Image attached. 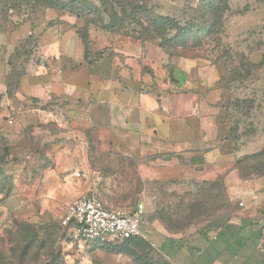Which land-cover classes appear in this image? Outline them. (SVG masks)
<instances>
[{"label": "rangeland", "instance_id": "obj_1", "mask_svg": "<svg viewBox=\"0 0 264 264\" xmlns=\"http://www.w3.org/2000/svg\"><path fill=\"white\" fill-rule=\"evenodd\" d=\"M199 4L152 0L159 14L183 23ZM55 5L0 0V64L10 67L8 89L0 97V264H173L161 253L174 260L176 249L163 247L160 238H179L228 213L230 192L217 182L194 196L164 179L169 175L158 167L172 157L143 153L144 145L150 146L145 131L136 125L124 129L108 100L117 101L125 91L169 101L195 92L211 105L217 130L208 150L201 147L202 160L225 168L220 179L233 171L241 179L264 178V0H229L219 34L172 59L157 43L104 32ZM26 24L31 36L14 42L12 33ZM86 30L87 46L81 39ZM172 65L179 69L176 81L180 70L186 72L184 88L170 77ZM89 67L102 79L79 104L67 88L87 89ZM48 70L62 73L65 94L53 89L47 101L39 89L34 96L22 95L28 71ZM49 81L41 76L35 84ZM77 110L86 115L74 114ZM92 194L109 207L143 208L144 237L77 240L62 221L73 201Z\"/></svg>", "mask_w": 264, "mask_h": 264}, {"label": "crops", "instance_id": "obj_2", "mask_svg": "<svg viewBox=\"0 0 264 264\" xmlns=\"http://www.w3.org/2000/svg\"><path fill=\"white\" fill-rule=\"evenodd\" d=\"M31 34V27L26 24L15 30L11 38L14 42H22L28 40ZM59 43L58 41L57 46ZM166 64L171 65L169 62ZM9 68L8 64H0V97L8 89ZM178 70L172 65L170 77L176 82V87L184 88L187 86V74L180 70L182 78L177 77L176 81L174 74ZM88 73L87 89L76 85L67 88L79 104L85 93L91 94V89L95 90L98 77L102 79L91 67ZM41 76L50 78L49 83L36 85L35 81ZM216 84L214 82L213 87ZM37 89L42 92L41 98L46 101L51 99L53 89L57 90L56 93L60 91L65 94L62 73L48 70L33 75L28 71L22 78L20 92L22 95L34 96ZM108 104L111 115L120 116V120L124 122V129L129 130L131 125H136L145 131L146 142L150 146L144 145L143 153H158L159 156L168 154L169 158L172 157L170 164L158 167L167 172L169 176L163 178L170 180L172 185L188 187L185 189L186 193L196 196L208 186L221 182L230 192L231 205L228 213L220 214L218 218L199 228L192 226L179 238H160L163 247L167 243L175 247L174 260L165 252L160 253L173 264H264V178L241 179L233 171L220 179L219 175L224 173L225 168L216 161L202 160L201 147L205 146L208 150V144L217 138L214 118L211 117L213 109L209 102L195 92L169 101L139 94L133 97L125 91L117 101L108 100ZM8 105H13V102L8 100ZM80 111L77 110L74 114L86 115V112L79 113ZM91 113V110L87 112L90 116ZM192 121H195V127ZM238 203L242 206L238 207Z\"/></svg>", "mask_w": 264, "mask_h": 264}, {"label": "trees", "instance_id": "obj_3", "mask_svg": "<svg viewBox=\"0 0 264 264\" xmlns=\"http://www.w3.org/2000/svg\"><path fill=\"white\" fill-rule=\"evenodd\" d=\"M199 1L196 9H190L194 17L183 23L178 18L159 14L152 0H48L56 3L57 10L85 20L88 25L93 23L104 32L122 34L143 44L157 43L170 58L197 51L206 40L212 41L219 34L229 11V0ZM81 39L87 46V30Z\"/></svg>", "mask_w": 264, "mask_h": 264}, {"label": "built area", "instance_id": "obj_4", "mask_svg": "<svg viewBox=\"0 0 264 264\" xmlns=\"http://www.w3.org/2000/svg\"><path fill=\"white\" fill-rule=\"evenodd\" d=\"M144 218L143 208L132 212L109 207L92 194L76 199L67 207L62 225L81 242H122L144 237L141 231Z\"/></svg>", "mask_w": 264, "mask_h": 264}]
</instances>
